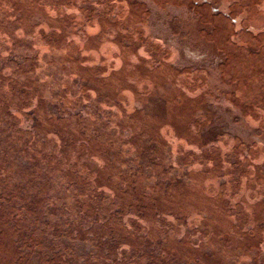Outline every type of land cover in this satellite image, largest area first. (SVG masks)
<instances>
[{
    "label": "rangeland",
    "instance_id": "obj_1",
    "mask_svg": "<svg viewBox=\"0 0 264 264\" xmlns=\"http://www.w3.org/2000/svg\"><path fill=\"white\" fill-rule=\"evenodd\" d=\"M247 3L0 0V238L31 264H264ZM17 184L41 211L10 217Z\"/></svg>",
    "mask_w": 264,
    "mask_h": 264
},
{
    "label": "trees",
    "instance_id": "obj_2",
    "mask_svg": "<svg viewBox=\"0 0 264 264\" xmlns=\"http://www.w3.org/2000/svg\"><path fill=\"white\" fill-rule=\"evenodd\" d=\"M12 193H13V196L11 195V197L5 199V200H8L7 201L8 204L5 205V210H10V213H11L10 217H14L16 219L19 216V214L20 215L24 214L22 212V211H24V209H25V214H27L28 211H37V212L41 211V206H43V205L39 204V202H36L34 200H28L25 197L26 189L23 186H19V184L15 185V187H13V190L9 194H12ZM14 193L20 194L21 197L20 198L17 197L16 194H14ZM12 201H16V202L13 203ZM18 211H20V212H18ZM84 221H85V219H83L82 223L78 222L72 226H69L71 228L69 231H63L62 226L64 225V223H62V224L56 223L55 224V222L49 221V222H47V226H46L45 230L46 231H52L53 233H56L57 235L67 233V234H69V237H74L75 236V234H74L75 230H80V231L85 230V227L83 226ZM12 222H13L12 225L16 226L15 225V224H17L16 220L12 221ZM21 227L26 232L25 233L26 237H28V236L39 231V230L36 231V228L31 227V226H27L26 228H24L23 226H21ZM40 228H42L41 225H40ZM60 230H62V231H60ZM22 234L24 235V233H22ZM19 242L22 243L21 240Z\"/></svg>",
    "mask_w": 264,
    "mask_h": 264
},
{
    "label": "flooded vegetation",
    "instance_id": "obj_3",
    "mask_svg": "<svg viewBox=\"0 0 264 264\" xmlns=\"http://www.w3.org/2000/svg\"><path fill=\"white\" fill-rule=\"evenodd\" d=\"M248 3L246 4V7L244 8L245 10H249V14L245 12V19L242 20L240 16H237L234 19V23L237 25L238 22L242 23H247V30L249 32H252L253 26H258V25H264V0H247ZM257 14V15H256ZM229 16L231 13L228 14ZM257 17V18H256ZM262 23V24H261ZM264 34V31H263ZM262 34V35H263ZM264 49V46L262 47Z\"/></svg>",
    "mask_w": 264,
    "mask_h": 264
},
{
    "label": "water",
    "instance_id": "obj_4",
    "mask_svg": "<svg viewBox=\"0 0 264 264\" xmlns=\"http://www.w3.org/2000/svg\"><path fill=\"white\" fill-rule=\"evenodd\" d=\"M0 264H31L0 238Z\"/></svg>",
    "mask_w": 264,
    "mask_h": 264
}]
</instances>
